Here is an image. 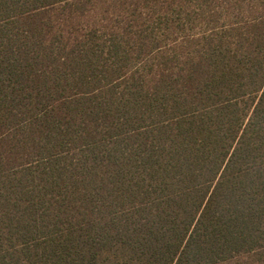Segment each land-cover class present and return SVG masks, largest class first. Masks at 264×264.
Wrapping results in <instances>:
<instances>
[{
  "label": "trees",
  "instance_id": "1",
  "mask_svg": "<svg viewBox=\"0 0 264 264\" xmlns=\"http://www.w3.org/2000/svg\"><path fill=\"white\" fill-rule=\"evenodd\" d=\"M0 264H264V0H0Z\"/></svg>",
  "mask_w": 264,
  "mask_h": 264
}]
</instances>
